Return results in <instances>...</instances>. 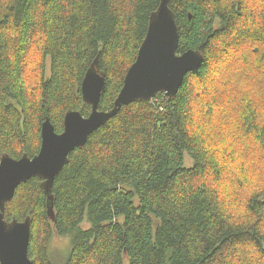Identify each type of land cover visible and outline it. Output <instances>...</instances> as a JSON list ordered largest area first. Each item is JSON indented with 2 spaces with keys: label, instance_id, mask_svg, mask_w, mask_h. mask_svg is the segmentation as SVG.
Masks as SVG:
<instances>
[{
  "label": "trees",
  "instance_id": "obj_1",
  "mask_svg": "<svg viewBox=\"0 0 264 264\" xmlns=\"http://www.w3.org/2000/svg\"><path fill=\"white\" fill-rule=\"evenodd\" d=\"M161 0H0V161L34 157L49 119L88 116L86 74L114 108ZM179 53L204 63L175 97L122 106L48 191L32 178L5 219H31L33 264H264V0H169ZM188 157V158H187ZM190 159L191 166L187 165Z\"/></svg>",
  "mask_w": 264,
  "mask_h": 264
},
{
  "label": "water",
  "instance_id": "obj_2",
  "mask_svg": "<svg viewBox=\"0 0 264 264\" xmlns=\"http://www.w3.org/2000/svg\"><path fill=\"white\" fill-rule=\"evenodd\" d=\"M179 27L169 7V0H161L153 16L146 38L136 61L130 67L124 86L114 103V108H99L105 91L106 79L97 70L89 71L82 84L84 99L92 106L89 116L79 111H69L64 118V130L56 132L49 119L42 125V145L34 157L28 155L15 159L8 154L0 161V264H33L29 254L31 219L19 222L5 219L6 204L17 188L28 180L39 177L48 191L69 156L83 147L89 137L118 114L122 106L139 100H151L158 93L175 97L185 77L197 72L205 59L195 50L178 52Z\"/></svg>",
  "mask_w": 264,
  "mask_h": 264
},
{
  "label": "rangeland",
  "instance_id": "obj_3",
  "mask_svg": "<svg viewBox=\"0 0 264 264\" xmlns=\"http://www.w3.org/2000/svg\"><path fill=\"white\" fill-rule=\"evenodd\" d=\"M191 164L192 163L190 159H187V165L191 166ZM70 248H71V243L68 238L55 236L50 248V252L54 261L57 264H65L66 259L69 255Z\"/></svg>",
  "mask_w": 264,
  "mask_h": 264
},
{
  "label": "bare ground",
  "instance_id": "obj_4",
  "mask_svg": "<svg viewBox=\"0 0 264 264\" xmlns=\"http://www.w3.org/2000/svg\"><path fill=\"white\" fill-rule=\"evenodd\" d=\"M80 112V111H79ZM89 116V115H88ZM85 117H87V116H85Z\"/></svg>",
  "mask_w": 264,
  "mask_h": 264
}]
</instances>
